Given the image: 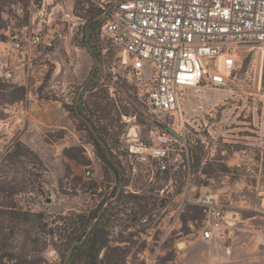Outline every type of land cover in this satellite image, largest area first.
<instances>
[{
  "label": "rangeland",
  "instance_id": "obj_1",
  "mask_svg": "<svg viewBox=\"0 0 264 264\" xmlns=\"http://www.w3.org/2000/svg\"><path fill=\"white\" fill-rule=\"evenodd\" d=\"M88 9H97L92 0H0V65L14 73L0 77V264H62L63 238L49 232L78 215L90 223L121 182L120 193L133 196L112 201L100 219L107 231L100 264H264V244L259 251L248 236L253 228L264 234L260 53L232 49L230 58L224 55L231 60L227 86L201 83L189 90L181 103L189 171L161 172L154 160L128 156L124 133L137 125L146 142L150 129L172 131L180 122L148 105L99 25L90 39L88 24L96 19ZM37 32L61 36L50 47L14 49L18 37ZM96 56L79 99L123 169L119 180L97 156L75 110ZM100 97L105 100L96 109ZM206 195L238 218L228 234L209 241L200 235ZM13 211L32 220H8Z\"/></svg>",
  "mask_w": 264,
  "mask_h": 264
},
{
  "label": "built area",
  "instance_id": "obj_2",
  "mask_svg": "<svg viewBox=\"0 0 264 264\" xmlns=\"http://www.w3.org/2000/svg\"><path fill=\"white\" fill-rule=\"evenodd\" d=\"M102 11L99 34L122 55L126 77L134 80L140 95L156 112L170 114L177 124L172 131L154 127L147 141L138 126L125 133L128 156L151 159L161 172L172 168L189 171L191 143L184 138L181 103L192 87L228 85L231 67L222 60L232 49H256L264 62V0H92ZM60 33L37 32L18 37L14 49L52 46ZM231 61V60H230ZM8 80L11 69H1ZM197 71L189 82L188 75ZM174 122V124H176ZM204 239L228 234L227 210L210 196L200 200Z\"/></svg>",
  "mask_w": 264,
  "mask_h": 264
},
{
  "label": "trees",
  "instance_id": "obj_3",
  "mask_svg": "<svg viewBox=\"0 0 264 264\" xmlns=\"http://www.w3.org/2000/svg\"><path fill=\"white\" fill-rule=\"evenodd\" d=\"M88 11L90 12L89 17L90 19L98 16L102 10L100 9H88ZM100 21L101 20H93L92 22H90L88 24V28L91 27V32H90V39L93 38L94 34H95V29L98 25H100ZM0 88H2V85L0 84ZM1 94V93H0ZM105 100V97H100V100H96L93 102V104L96 106V109H99L100 106L102 105L103 101ZM78 110L79 114L84 115L87 119H89L96 131L98 132V134L100 135V137L107 143L108 145V141L107 138L105 137V134L103 133V131L101 130V128L92 120V118L87 114V110L85 105L83 104L82 99H79V102L77 104V106L75 107V110ZM89 131V130H88ZM92 140H93V144L96 148V153L97 156L99 157V159L108 167L111 169V171L114 173L115 178L116 179H121L120 173L118 168L114 165V163L112 161H110L104 154V150L103 148L100 146V144L95 140L94 136L91 134V132L89 131ZM112 152V150H111ZM113 154V153H112ZM112 194H114V191L112 192ZM133 195H129V196H125L124 192L122 191L117 199L114 201L119 202V201H123V202H131ZM104 203V202H103ZM99 206H101L99 204ZM112 206V204L110 203L105 210L103 211V213L101 214V221L104 219V216L106 215L107 211L109 210V208ZM14 212V211H13ZM9 213V212H7ZM96 213V211L94 212ZM94 213L91 214L90 218H92L94 216ZM10 216H8V220L10 219H18L19 221H31L32 220V216L29 213H26L25 211H15L13 214L12 212H10ZM2 215V214H0ZM4 216V215H3ZM34 216L41 218L42 215L40 213H34ZM101 221L97 222L93 228L90 230V232L86 235L85 239L80 243V244H76L74 245V247L72 248V251L70 253V257H69V264H100V260L98 258L100 249L102 248V246H104L105 243V237H106V230H105V225L104 223H102ZM89 221L87 219H84L82 216L78 215L75 217H71L68 218V220L64 221V227L60 228L59 230L58 228L56 230H51L49 232V234L54 233V234H58L59 236H61V238H63V242H62V247L64 248V251L67 252V249L69 248L70 244L75 241V240H80L85 232L86 227L88 226ZM82 257V258H81Z\"/></svg>",
  "mask_w": 264,
  "mask_h": 264
},
{
  "label": "water",
  "instance_id": "obj_4",
  "mask_svg": "<svg viewBox=\"0 0 264 264\" xmlns=\"http://www.w3.org/2000/svg\"><path fill=\"white\" fill-rule=\"evenodd\" d=\"M106 11H107V10L102 11L98 16L95 17V19H96V20H101V19L104 17ZM90 31H91V27L89 28L88 33H89ZM85 43H86V46H87V48L90 50L91 53H94V52L96 51V48H95V47H93V46H92V47L89 46V44H88L87 42H85ZM97 64H98V58H97V56H96V57H95V65H94V67H93V69H92V73H91V75L89 76V78L87 79V81H86V82L80 87L79 92H78V95H77V97H76V103H77V101H78V99H79V97H80L82 91L84 90V87H85L86 84L89 82V80L92 78V76H93V72H94L95 67H96ZM76 113H77L78 117H79L80 119H82V120L86 123L88 129L90 130V132H91L92 135L94 136L95 140H96V141L100 144V146L103 148L105 156H106L110 161H112V162L114 163V165L118 168L120 175H123V169H122V167H121V166L119 165V163L116 161V158H115V156L111 153V151H110V149H109L107 143H106V142L100 137V135H99L98 132L96 131V129H95L93 123H92L89 119H87L84 115L79 114L77 108H76ZM168 131H170V130H168ZM122 186H123V182H121V183L119 184V187L117 188L116 193H115L113 196L109 197L108 199H106V200L104 201V203L101 205V207H100V209H99L98 214L96 215V217H95L94 219H92V220L90 221V223L88 224V226L86 227V229H85V234L83 235V237H82L80 240H75V241H73V242L70 244V246H69V248L67 249V252H66L65 260L63 261L62 264H69L70 253H71L72 248L74 247V245H76V244H80V243L85 239L86 235L90 232V230L93 228V226H94L97 222L100 221V219H101V214L103 213V211L105 210V208H106V207H107L112 201H115V200L117 199V197H118V195H119V193H120V191H121V187H122ZM181 243H182V242H181ZM182 245H183V243H182Z\"/></svg>",
  "mask_w": 264,
  "mask_h": 264
},
{
  "label": "crops",
  "instance_id": "obj_5",
  "mask_svg": "<svg viewBox=\"0 0 264 264\" xmlns=\"http://www.w3.org/2000/svg\"><path fill=\"white\" fill-rule=\"evenodd\" d=\"M227 216H228V219H229V223L233 220V221H236L238 218H236V215H231V216H229V212H227ZM232 216H234L233 217V219H232ZM254 217V216H253ZM253 217H251V218H253ZM251 218H249V219H251ZM255 218V217H254ZM228 223V224H229ZM228 224L227 225H225V226H223V227H227L228 226ZM248 231H249V234H248V236H249V240H250V242H252L253 244H255V245H257V248L259 249V251H260V248L258 247L259 245H263L264 244V234H261L260 233V230H259V228H253L252 230L251 229H248ZM259 236V237H258ZM213 238H215V237H213ZM213 238H211V239H213ZM211 239H204L203 238V240H205V241H209V240H211ZM259 257L260 258H263L264 259V250L262 251V253H260V255H259Z\"/></svg>",
  "mask_w": 264,
  "mask_h": 264
},
{
  "label": "bare ground",
  "instance_id": "obj_6",
  "mask_svg": "<svg viewBox=\"0 0 264 264\" xmlns=\"http://www.w3.org/2000/svg\"><path fill=\"white\" fill-rule=\"evenodd\" d=\"M220 58L224 61H229L230 59L225 58L224 54L220 55ZM197 76V71H194L193 73H191L190 75L187 76V78L189 79V82H192ZM209 196V195H208ZM211 197V196H210ZM259 237V236H258ZM179 245L181 246L182 243H179Z\"/></svg>",
  "mask_w": 264,
  "mask_h": 264
},
{
  "label": "flooded vegetation",
  "instance_id": "obj_7",
  "mask_svg": "<svg viewBox=\"0 0 264 264\" xmlns=\"http://www.w3.org/2000/svg\"><path fill=\"white\" fill-rule=\"evenodd\" d=\"M84 234H85V232H84ZM84 234H83V235H84ZM82 237H83V236H82Z\"/></svg>",
  "mask_w": 264,
  "mask_h": 264
}]
</instances>
